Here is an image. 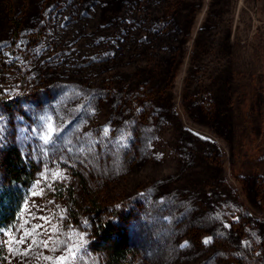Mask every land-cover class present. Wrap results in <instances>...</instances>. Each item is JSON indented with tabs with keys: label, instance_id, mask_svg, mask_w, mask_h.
<instances>
[{
	"label": "rangeland",
	"instance_id": "1",
	"mask_svg": "<svg viewBox=\"0 0 264 264\" xmlns=\"http://www.w3.org/2000/svg\"><path fill=\"white\" fill-rule=\"evenodd\" d=\"M0 137L35 169L0 264H101L67 186L129 264H264V0H0Z\"/></svg>",
	"mask_w": 264,
	"mask_h": 264
},
{
	"label": "trees",
	"instance_id": "2",
	"mask_svg": "<svg viewBox=\"0 0 264 264\" xmlns=\"http://www.w3.org/2000/svg\"><path fill=\"white\" fill-rule=\"evenodd\" d=\"M240 4V0H236ZM18 24L13 23L16 32ZM34 164L26 159L11 140L0 137V225L14 222L22 194L32 182ZM76 178L80 175L75 173ZM68 211L72 216L85 212L91 222L94 247L102 256L101 264H129L133 250L128 242L125 217L115 213L107 214L105 202L91 195L89 202L82 206L73 188L67 186L63 192ZM19 204V205H18ZM83 210V211H81ZM4 246L0 243V263L4 260Z\"/></svg>",
	"mask_w": 264,
	"mask_h": 264
}]
</instances>
